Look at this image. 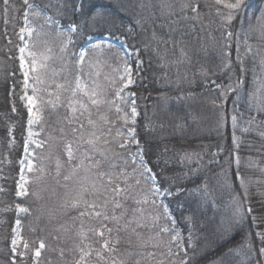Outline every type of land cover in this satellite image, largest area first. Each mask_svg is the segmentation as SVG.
<instances>
[{
	"label": "trees",
	"instance_id": "obj_1",
	"mask_svg": "<svg viewBox=\"0 0 264 264\" xmlns=\"http://www.w3.org/2000/svg\"><path fill=\"white\" fill-rule=\"evenodd\" d=\"M32 1L42 6L50 3L54 21L76 25L77 37L83 38L78 46L91 36L124 39L137 56L132 63L134 85L128 88L137 117L130 124L125 119L127 105L117 102L121 81L106 80L102 75L97 77V98L102 102L98 115L92 118L95 127L88 124L91 115L87 112L86 119L69 125L67 121L73 119L66 114L69 104L64 97L45 95L48 102L44 105L39 97L40 145L28 173V195L19 198L29 114L23 99L19 44L11 38L18 36L25 9L20 0H8L7 5L0 0V264L98 263L99 248L106 259L103 264H264V252L260 251L264 248V109L257 106L258 101H264L260 100L264 85L259 82L264 69V20L260 19L264 17V0H245L247 8L239 11L226 7L235 0H190L193 6L198 5L197 12L181 10L183 0H167L170 9L162 0ZM229 11L233 12L230 22L226 20ZM224 20L228 31L221 33ZM228 32L232 33L230 39ZM75 45L76 41L70 44ZM99 53L105 54L100 58L109 62L105 64L109 71L118 68L116 58L123 57L117 45L102 46ZM70 68L68 79L73 82L76 68ZM62 73L64 80L66 72ZM78 123L84 128L73 135L71 129ZM130 128L139 143L120 148ZM101 130L105 133L101 139L110 142L109 154L119 153L129 173L141 167L130 159L136 149L141 150L143 167L151 169L157 186L167 194L170 214L184 235L180 263L170 242L166 245L170 236L163 231L169 224L164 207L153 204L151 193H145L146 175L140 178L136 173L129 183L135 185V179L140 178L135 194L137 199L146 197L147 203L126 202V218L138 207L155 215L149 229V217L143 214L146 219L140 221L146 226L137 228L139 237L131 232L135 225L107 235V220L81 217L82 209L68 208L62 201V193L68 189L64 176L72 171L66 144H73L75 164L91 152L82 140L77 150V137L86 140ZM93 155L101 159L99 154ZM85 167H89L87 162ZM84 174L81 169L75 176L77 188ZM88 175L91 179L92 173ZM86 198L100 203L104 196ZM17 221L21 243L18 254L13 255ZM104 236L111 238L110 252L100 242ZM89 250L92 259L85 257Z\"/></svg>",
	"mask_w": 264,
	"mask_h": 264
},
{
	"label": "rangeland",
	"instance_id": "obj_2",
	"mask_svg": "<svg viewBox=\"0 0 264 264\" xmlns=\"http://www.w3.org/2000/svg\"><path fill=\"white\" fill-rule=\"evenodd\" d=\"M252 1V0H251ZM21 4L24 5L25 11L24 17L22 19V26L18 30V36L12 37V41L16 42L18 45L17 52H18V58H19V67L20 71L23 76V83H24V89L25 93L23 95L24 104L28 110L29 108H32V113L34 115H30L28 118V128H27V139H26V148L24 157L21 161V171H20V177L18 180V192L21 191V185H23V188L27 190L28 192V183H29V177L28 173L33 168L34 163V151L35 148H37L40 145V138H39V131L37 130V125L40 121V112H41V104L39 101V97H43V104L47 103L48 100L45 98V95H51L53 97H64V100H67V103L71 107H75L77 109V112L75 114L72 113L71 107L69 106L68 110L66 111V114L71 117L73 120H84L86 119L85 113H91V119L94 115H98L99 111V105H92L89 99V95L96 91L99 92L98 89V75H102L106 78V80H120L121 84L118 86L117 91L120 92V96L117 97V102L121 104H126L128 108V113L125 117L129 121L130 124L135 123V119L137 117V112L135 110V116L132 114V108L134 107L133 101H131V92L128 90L131 86L134 85L135 81V73H134V66L133 62L137 60L136 53L132 52L128 49L126 46L123 38H111L110 36H91L88 38L87 41H85L80 46L79 43L83 41V38L77 37V26L74 30H71V26L74 24H67L62 25L60 21L53 22V18H51V10L49 9V6L51 5L46 4L44 5L46 9H44V6H42L38 2H33L32 0H20ZM248 3V2H247ZM247 3L244 6V9L247 8ZM262 11L264 13V2L261 5ZM232 14V11H229V14ZM42 24H40V22ZM51 20V21H50ZM54 29V30H53ZM247 35V33H245ZM252 35H249L251 37ZM100 38L101 40H98ZM98 40V41H96ZM245 42H248V40L244 39ZM76 41V45L74 47H71L70 44L72 42ZM16 44V45H17ZM99 45V47H96ZM110 45H117L121 49L122 58L117 57V62L119 64L118 68H116L114 71H109L107 67H105V60L100 58V56H105L104 53H99V50L102 46H110ZM93 46V49L92 47ZM24 49V52L21 53L20 49ZM90 48V49H89ZM23 56V61H21L20 57ZM83 56V62H81L80 57ZM126 56V57H125ZM33 59L36 60L37 64L35 67V70L32 69V61ZM263 61V60H262ZM23 63V67H21V64ZM109 64V62H108ZM107 64V65H108ZM43 65V67H41ZM138 63H136V66ZM67 66L76 68L75 77L73 78V82H71V79L69 78V72L70 67L67 68ZM81 68V70H80ZM127 70V71H126ZM28 72V79L27 82L25 81L24 73ZM66 72L65 76L66 78L63 80L60 78L62 72ZM80 71L82 74H80ZM78 74H80L78 77ZM88 76V79H87ZM108 77V78H107ZM38 78V79H37ZM131 80L132 83H128V80ZM77 82H79L80 87L77 89ZM260 84L261 86L264 85V69L263 73L261 74L260 78ZM27 83V88L25 87V84ZM62 86V87H58ZM125 85H127L125 87ZM33 88L37 89V91L34 93ZM75 90V95H73V91ZM264 90V88H263ZM126 95V96H124ZM28 96H34L35 97V104L29 105L28 100L26 97ZM98 96V95H97ZM127 96H130L129 100H126ZM99 99V98H97ZM101 102L102 100L99 99ZM260 100H264V96L261 97ZM87 106V111L84 110L81 105ZM257 106L260 109H264V101L257 102ZM81 113H83L81 115ZM243 113V111H241ZM256 115L253 116V120L255 119ZM32 119L33 123L29 124V120ZM235 126V125H234ZM131 129V128H130ZM129 129V130H130ZM129 130L127 132V136L124 138L123 143L127 142L125 145L132 144L134 146L137 145V143L133 142L132 135H130ZM133 130V129H131ZM234 138H237V135L234 134ZM84 144V143H81ZM83 151H89L88 148L82 147ZM140 149H136L134 153L131 156L136 157V163L140 164V160L142 158L141 150L140 155H137V152ZM143 159V158H142ZM29 164H31L32 168L29 170ZM135 169V168H134ZM139 169V168H136ZM133 171V170H132ZM138 174V173H137ZM69 174L65 175L68 176ZM84 175H88V173H85ZM139 175V174H138ZM64 176V177H65ZM63 180V178L59 177V181ZM65 181V180H64ZM68 185V189L65 190L62 193V201L65 203L66 201H70L71 199L75 198L76 193L79 191V186L77 188L75 177L72 178L70 181H65ZM146 190L145 193H151L153 200H155L157 205L161 206H167L166 203V196L167 194L164 191H161L157 194H153L151 192V189L153 187H157L156 180L150 181L147 179V182L144 183ZM18 195V194H17ZM19 198L24 197L21 195H18ZM149 212V214H148ZM163 214L165 215V207L163 209ZM121 212L116 211L115 215L119 216ZM108 216L111 217L113 215L111 211V207L107 212ZM146 216L148 215V228H152L154 214L150 212L149 210H146ZM142 216H138V219H146ZM131 217L129 215L126 219ZM166 219H169V224L166 229H168L166 232L169 234L170 238H168L169 241H167L166 245L170 242L171 244V250L173 253V256L176 257L178 262H181V254L184 253L183 250L181 251V248L184 247V235L181 230L176 228L175 221L173 216L170 214V210L167 206V214L165 215ZM109 222H112L111 224ZM125 220L122 219L119 223L116 221H111L110 219L107 220V224L104 226V229H112L113 231H123V225L125 224ZM143 223V222H141ZM89 224V222L86 221L82 225V228L84 230V233L86 232L85 225ZM146 225L145 223H143ZM107 235H109V231H106ZM106 233L104 235H106ZM87 235V234H86ZM175 237V239H173ZM105 240H109L108 249L109 252L111 251V238L104 236V239H102L100 242L101 244H104ZM21 243V238L19 234V227L18 223L16 224L15 230H14V236L12 240V249H15L13 251V255L18 254L19 252V246ZM130 243V242H128ZM106 249V248H105ZM39 251V250H37ZM36 251V253H37ZM93 251L97 252V249L93 247ZM102 249L99 248L98 253H101ZM35 253V255H36ZM113 254V252H111ZM99 256L98 263L92 262L91 264H103V260L106 261V259H103L102 256ZM39 256V255H38ZM36 255V257H38ZM85 257L92 259V251L89 250L88 254L85 255ZM115 258L119 261V256H115ZM112 264L114 262L112 261Z\"/></svg>",
	"mask_w": 264,
	"mask_h": 264
},
{
	"label": "snow or ice",
	"instance_id": "obj_3",
	"mask_svg": "<svg viewBox=\"0 0 264 264\" xmlns=\"http://www.w3.org/2000/svg\"><path fill=\"white\" fill-rule=\"evenodd\" d=\"M27 2V0H25ZM219 3L220 0H217ZM4 3L7 5L8 0H4ZM163 6L168 7L169 9L171 8V5L168 4L167 0H162ZM245 6V0H235V3H228L226 7L230 10H235L239 11L242 7ZM183 9H191L193 12H197L198 10V5L193 6L190 2V0H183L181 3V10ZM233 19V15L230 13L227 17L226 20L230 22ZM264 20V17L260 18ZM75 25L71 26V30L75 29ZM262 28H264V24H262ZM228 38L230 39L232 37V33L228 32L227 33ZM96 47H99L97 45ZM238 48V45H237ZM20 52L23 53L24 49H20ZM21 61H23V56L20 57ZM84 57L81 56L80 60L83 62ZM237 59L239 60V56H237ZM36 60L33 59L32 61V69L35 70L36 67ZM21 67H23V63L21 64ZM43 67V65H41ZM127 71V70H126ZM241 71H243V68H241ZM25 76V81L27 82L28 79V72L26 71L24 73ZM38 79V78H37ZM128 83H132V81L129 79ZM127 85H125L126 87ZM25 87L27 88V83L25 84ZM58 87H62L59 86ZM80 87L79 82H77V89ZM232 90V89H229ZM37 89L33 88V92L35 93ZM73 95H75V90L73 91ZM98 93L96 91H93L89 95V99L92 105H99L101 101L97 99ZM116 96H120V92H116ZM28 100L29 105H34L35 104V97L34 96H28L26 97ZM58 99V98H57ZM51 103V101H49ZM71 107V104L69 105ZM52 107L55 108L56 105L52 104ZM81 107L84 108L85 111H87V106L81 105ZM71 111L73 114L77 112V109L75 107H71ZM119 111V109H117ZM29 113L30 115H34L32 113V108H29ZM83 113H81L82 115ZM132 114L135 116V107L132 108ZM89 113V117H90ZM233 122L235 123L236 117H232ZM69 125L73 124L75 121L74 120H68L67 121ZM88 124L95 127V122L89 118L88 119ZM33 120H29V124H32ZM107 123V121H106ZM84 125L82 123H78L77 127H73L71 129L73 135H76L78 131L83 130ZM63 133V128L60 130ZM111 129H108V134H110ZM130 135H132L133 142L139 143L138 141L135 140L134 136V130H129ZM105 135L103 130L99 134H97L95 131L87 138L86 140L83 139V137H77V150L79 149L80 146V141L82 140L83 143L87 144L89 148L91 149V152L86 154L84 156V159L79 160V162L73 164V161L77 159L76 154L73 149V144L72 142H69L65 146L66 150V155L68 158V163L71 165L72 171L71 174L68 176L64 177L65 181H70L72 180L73 177L77 176L79 171L83 169L85 173H92V178L90 179L89 175H85L82 178V182L79 183V191L76 193L75 198L71 199L70 201H66L65 206L71 209H82L79 211V215L81 217L85 215H90V216H96V217H103L104 220H114L117 223H119L122 219H124L129 212L128 207L126 206V202L131 200L137 205L147 203V198H142V199H137L136 194H135V187L140 184V178L144 177L145 175L147 176V179L150 181L155 180V175L151 172L150 168L143 167L144 165V160L141 158L140 160V165L141 167L139 169H133L132 173H129L127 171V163L122 160L120 157L119 153H111L109 154L110 149L107 148V145L110 143L107 139L102 140L101 137ZM119 135V133H117ZM127 142L120 144V148H124L125 144ZM42 146V145H41ZM93 154H99L101 159H94ZM137 155H140V150H138ZM132 160V163H136V157L132 156L130 157ZM85 162L89 165V167H85ZM123 164V166H121ZM60 162L57 161V172L59 174V168H60ZM29 170H31L32 166L29 164ZM117 169H119L117 171ZM93 170L94 173H93ZM136 173L139 174L140 178L135 179V185L129 183V178ZM241 187L244 186L243 180L241 179L240 181ZM21 191L18 192V195L21 196H26L28 195V192L26 189L23 188V185L20 186ZM151 192L153 194H157L160 192V189L157 187H153L151 189ZM35 195V193H33ZM89 195L91 196H96L99 198L101 195L104 196V199L102 202L98 203L97 200H92L91 202L86 198ZM152 203L155 204V200H152ZM109 205H111V211L113 215L111 217L108 216L107 212L109 210ZM165 207V215L167 214V206ZM100 209V210H98ZM117 209H122L121 213L119 216L115 215V212ZM23 211H27V209H22ZM248 211H251L249 209ZM132 216L129 217L125 224L123 225V230L127 231L129 230L131 225H135V227H131V232L137 237H139L140 233L137 232V228H143L146 225L141 223L140 219H138V214L142 216L143 214V209L142 208H133L131 209ZM239 212V208H237V213ZM155 219H158L156 217ZM19 223V221H17ZM168 229H163V231H167ZM109 233L112 232V229H108ZM119 231V229H118ZM99 235H103V233H99ZM175 239V237H173ZM109 240H105L103 247L108 248ZM119 239L116 240V244H119ZM41 247H43V244H41ZM114 250V249H113ZM15 251V249H13ZM261 252H264V248L260 249ZM40 253L37 251L36 255L38 256ZM149 255H152L149 253ZM121 264H124L122 261ZM137 264H139V261H137Z\"/></svg>",
	"mask_w": 264,
	"mask_h": 264
},
{
	"label": "bare ground",
	"instance_id": "obj_4",
	"mask_svg": "<svg viewBox=\"0 0 264 264\" xmlns=\"http://www.w3.org/2000/svg\"><path fill=\"white\" fill-rule=\"evenodd\" d=\"M222 15H223V17H225V14H222ZM219 30H220L221 33H226L228 31L227 28H226L225 20L221 21Z\"/></svg>",
	"mask_w": 264,
	"mask_h": 264
}]
</instances>
